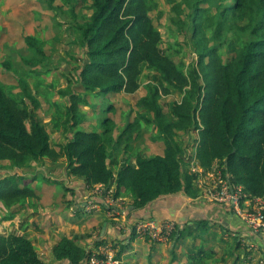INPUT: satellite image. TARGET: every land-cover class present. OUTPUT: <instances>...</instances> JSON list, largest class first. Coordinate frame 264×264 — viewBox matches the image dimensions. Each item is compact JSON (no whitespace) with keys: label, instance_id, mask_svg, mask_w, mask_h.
Segmentation results:
<instances>
[{"label":"trees","instance_id":"trees-1","mask_svg":"<svg viewBox=\"0 0 264 264\" xmlns=\"http://www.w3.org/2000/svg\"><path fill=\"white\" fill-rule=\"evenodd\" d=\"M206 1L166 0L176 14L183 11V6L193 9L195 37L204 30L200 11L205 9L199 5ZM90 8L89 17L75 23L78 36L74 39L80 54L76 55L79 65L73 71V82L85 92L133 93L140 86L142 65L155 71L159 83L150 84L137 104L152 112L164 144L163 154L137 153L134 165L122 162L114 171L110 159L117 143L111 135L113 123L106 117L100 132L73 130L82 115L79 106L89 101L71 84L60 91L67 98L66 111L56 108L58 118L50 120L67 136L55 149L49 132L34 115L38 101L30 94L25 72L19 74L12 70L10 61H3L0 65L16 76L20 91L14 92L10 84H0V162L10 160L15 168L31 169L32 163H58L62 157L69 178L81 179L87 187L101 184L106 190L114 185V197L119 196L122 187L128 188L133 198L126 214L134 221L157 220L153 213L155 200L178 193L197 195L193 186L196 175L186 169L185 159L189 162L191 157L175 138L179 131L196 132L194 156L203 169L209 170L218 162L222 174L242 185L249 197H264V0H232L227 4L221 15L246 16L250 38L226 62L217 48L203 46L196 64L186 72L160 47L161 33L149 14L158 8L156 0H91ZM216 24L222 23L217 20ZM25 41L30 53L23 57V63L30 69L39 66L48 70L52 60L37 39L26 36ZM171 89L178 90L181 98L170 105L167 116L157 100ZM16 175L0 174V203L7 208L36 197L29 180L22 177L21 183ZM41 176L46 182L63 183L58 178ZM175 221L176 241L186 230L191 234L194 229L210 227L205 219L183 226L179 219ZM129 233L131 239L134 233L131 229ZM78 239L77 235L62 236L48 246L50 258L44 259L25 234L0 233V264H87L92 251L81 246ZM126 240H115L120 247L118 254L126 251ZM96 254L102 256L98 251Z\"/></svg>","mask_w":264,"mask_h":264},{"label":"rangeland","instance_id":"rangeland-1","mask_svg":"<svg viewBox=\"0 0 264 264\" xmlns=\"http://www.w3.org/2000/svg\"><path fill=\"white\" fill-rule=\"evenodd\" d=\"M156 1L158 8L150 11L149 14L161 33L160 47L185 72L188 67L196 64L199 49L203 46L217 48L222 61L226 62L234 57L236 51L251 36L246 26L248 23L246 16L240 17L231 13L221 15L223 8L231 4L232 0H208L200 3L199 6L205 9L200 11L204 30L197 37L192 34L191 19L194 16L192 8L183 6V11L176 14L166 0ZM90 3L91 0H0V63L10 61L12 70L19 74L25 72L30 94L39 102H36L34 115L49 132L52 146H56L55 135L59 134L60 141L63 143L67 137L64 132L55 129L50 121L52 118H58L56 108H59L62 113L66 111L67 98L61 95L60 91L71 84L72 89L85 94L89 102L88 105L79 106L82 115L77 118V124L73 130L100 132L102 120L106 117L110 118L113 123L111 135L117 142L110 156L111 168L116 171L122 159L129 161L135 153H142L141 144L146 138L151 139L152 142L159 140L152 112L144 110L137 101L147 94L149 85L158 84L160 78L155 71L143 64L138 78L140 86L133 93L85 92L82 87L73 82L75 81L73 71L79 65L76 55L80 54L74 39L78 36L75 23L89 17L92 12ZM217 20L222 24H216ZM26 36L36 38L44 53L51 58L52 63L48 66V70L38 69L39 66L30 69L23 63V57L30 53L25 41ZM26 71H29L28 74ZM0 84H10L14 92L20 91L16 76L12 72L5 71L1 65ZM180 98L181 93L171 89L169 94H162L157 101L164 114L168 116L170 105L179 101ZM191 133L179 131L175 137L182 147L185 145L184 149L188 155L195 148L196 132ZM151 151L157 153L159 147L153 143ZM119 152L122 155L117 160ZM185 160L188 163L187 159ZM45 166L42 161L32 163L29 167L31 169L15 168L10 160L0 162V174H17L15 178L21 183L22 177H25L30 185H37L39 191L36 197L25 200L22 205L7 208L0 203V232L20 234V231L24 230L38 253L44 259H49L48 245L50 243L64 235L73 237L77 235L76 231H79V236L85 240L91 235L92 230L83 226V223L90 219L91 212L86 213L89 214L86 217H83L85 213L81 211L76 212L77 217L68 212L69 207L72 206L68 199L71 178L66 174V165L63 164L60 168L57 166L55 170ZM41 175L58 178L63 181V185L51 182L45 185L46 181ZM196 190L200 195L202 189L196 188ZM125 195L131 201L132 191H126ZM260 198L262 200L259 202L263 204L264 197ZM37 200L38 202H34ZM126 200L122 202L118 198L119 205L127 207ZM23 207H29V209L24 211ZM11 209L22 212L19 217L27 223L24 226L25 229L21 227V224L18 228L15 226L11 218L14 214ZM98 219L99 222L94 229L99 228L100 221L105 219H110L120 227L108 214H100ZM188 231L186 230L178 241L172 236L166 242L151 241L147 236L141 238L133 235L134 239L131 238L126 251L120 254H118L120 247L110 238L105 239L104 242L100 241L98 248L95 249V244L99 242L98 232L93 239V247L90 248L86 244L81 246L88 251L91 249L92 253L97 251L109 253L112 259L118 260L117 264L230 263L228 252L231 247L228 248L227 240L216 237L217 233L213 227L202 229V231L194 229L191 234ZM45 240L46 245L43 243ZM253 259L263 260L260 257H253ZM255 261L249 262L253 264Z\"/></svg>","mask_w":264,"mask_h":264},{"label":"crops","instance_id":"crops-1","mask_svg":"<svg viewBox=\"0 0 264 264\" xmlns=\"http://www.w3.org/2000/svg\"><path fill=\"white\" fill-rule=\"evenodd\" d=\"M112 93V92H111ZM61 131V130H60ZM192 134V133H191ZM115 138V137H114ZM55 141L56 146L55 149L59 148V144L63 143L60 141V135H55ZM155 143L157 147H159V152H152L151 151V144ZM195 145V142H194ZM141 147L143 149L142 153L146 156H154V155H162L164 144L162 140H158L155 142H152V140H146L143 141L141 144ZM141 149V148H140ZM193 154V155H192ZM117 157L118 158L122 155L121 152H119ZM136 153L135 155H132L129 159V161H126L125 159H122L119 162H126L130 164L136 163ZM191 160L188 162V165L186 169L190 170V167L192 165L195 166L196 171L194 174L196 175V179L193 180L195 183H193L194 188L201 189L200 186V177H204L205 173L211 169L217 168L219 166L218 162H215L211 169L205 170L203 167H201L198 164L197 159L194 156V149L191 153H189ZM58 163H54L52 161H47L45 168L50 167V169L55 170L58 165L65 164L64 158H59ZM7 174V173H6ZM83 181L78 178L71 179L70 185H69V191H68V199L71 201L72 206H70L69 211L71 215L76 216L77 211H81L85 213L86 217L89 214H86L84 211V205L88 202H96L99 203L102 199V196L97 194L93 191V187H87L82 184ZM45 185L50 184L48 182H44ZM60 185V184H59ZM63 185V184H61ZM60 185V187H61ZM34 189L36 194L38 195L39 191L37 189V185H31ZM85 186V187H84ZM114 185L110 186V188H113ZM130 189L122 187L120 189V194L118 198L124 202L123 200H126L125 205L129 206L132 202L128 200L125 193ZM260 198V197H259ZM262 200V198H260ZM156 203L153 205V213L155 214V219L161 220L166 218H172L175 220H178L181 222V226L184 224H194L198 220L205 219L208 220L210 223V227L214 228V231L217 233L218 238H223V240H227L230 251L228 252L229 256V264H251L249 261V258H255L260 257L264 259V234H257L252 231L250 226L244 222L241 218H239L237 215H235L232 211V209L226 204V203H213L210 201L205 200L200 195H196L194 197H189L184 193H178L176 195H169L164 196L160 199L155 200ZM34 202H38L34 201ZM74 205V206H73ZM24 211L26 209H29V207H23L22 210ZM14 213L11 218H13V222H15V226L18 228L21 224V227H24L26 222L24 223L22 219L19 217L22 212L18 211V209H11ZM106 212L102 209L92 210L91 217L88 221L83 223V226H86L87 229L90 231L92 230L91 235L86 237L85 240L82 239V237L79 236V231H76L75 234L79 236V244L84 245L86 244L88 247L92 246L93 239L95 237L96 232H98V240L104 242L105 239H113V240H120V239H127L126 242H129L131 239H129V229L128 227H118L113 224V222L109 219L101 220L100 227L97 229H94L99 219L98 217L100 214H105ZM77 217V216H76ZM25 229V227H24ZM1 233V232H0ZM3 234H7L8 232H2ZM20 234H25V231H20ZM26 235V234H25ZM94 235V236H93ZM132 234V239L133 238ZM27 236V235H26ZM28 237V236H27ZM135 237V236H134ZM174 237L177 238L174 234ZM61 238V237H60ZM60 238H58L56 241L50 243L48 246L51 247L54 245ZM44 245H46V240L43 241Z\"/></svg>","mask_w":264,"mask_h":264},{"label":"built area","instance_id":"built-area-1","mask_svg":"<svg viewBox=\"0 0 264 264\" xmlns=\"http://www.w3.org/2000/svg\"><path fill=\"white\" fill-rule=\"evenodd\" d=\"M211 170H213L211 172ZM204 172V177H200L201 194L204 199L212 202L227 203L233 213L246 222L253 232L264 234V203L260 204L259 197H249L243 186L231 180L230 175H223L219 167ZM191 172H195V166L190 167ZM93 191L102 196L99 203L88 202L84 205L86 213L92 210L102 209L106 214L121 227H129L134 235L138 237H148L151 241H168L174 236L177 229L175 219L166 218L161 220H138L134 221L127 215V207H121L118 198L114 197L113 188L104 189L101 184L93 185ZM121 219V220H120ZM112 252V251H111ZM110 252V253H111ZM99 257L96 253L90 254L87 264H117L118 260L106 253ZM256 260L253 264H264V259Z\"/></svg>","mask_w":264,"mask_h":264}]
</instances>
